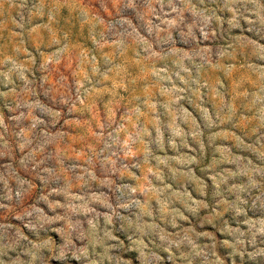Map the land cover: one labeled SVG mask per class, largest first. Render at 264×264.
Wrapping results in <instances>:
<instances>
[{"label":"rangeland","instance_id":"rangeland-1","mask_svg":"<svg viewBox=\"0 0 264 264\" xmlns=\"http://www.w3.org/2000/svg\"><path fill=\"white\" fill-rule=\"evenodd\" d=\"M0 264H264V0H0Z\"/></svg>","mask_w":264,"mask_h":264}]
</instances>
